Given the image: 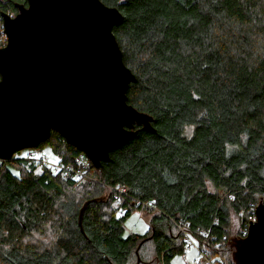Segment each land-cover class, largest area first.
<instances>
[{
	"label": "trees",
	"instance_id": "16d2710c",
	"mask_svg": "<svg viewBox=\"0 0 264 264\" xmlns=\"http://www.w3.org/2000/svg\"><path fill=\"white\" fill-rule=\"evenodd\" d=\"M102 1L124 16L113 32L137 78L128 102L156 131L137 126L90 178L0 159V264H173L181 227L214 264H236L264 200V0ZM20 3L0 0V47ZM40 145L65 164L79 152L57 131ZM137 210L151 226L126 234Z\"/></svg>",
	"mask_w": 264,
	"mask_h": 264
},
{
	"label": "water",
	"instance_id": "95a60500",
	"mask_svg": "<svg viewBox=\"0 0 264 264\" xmlns=\"http://www.w3.org/2000/svg\"><path fill=\"white\" fill-rule=\"evenodd\" d=\"M4 13L0 47V159L37 148L52 131L93 166L139 131H156L153 116L128 102L137 80L113 32L124 16L102 0H27ZM139 126V128H136ZM236 264H264V200L245 237L235 239Z\"/></svg>",
	"mask_w": 264,
	"mask_h": 264
},
{
	"label": "rangeland",
	"instance_id": "374dc122",
	"mask_svg": "<svg viewBox=\"0 0 264 264\" xmlns=\"http://www.w3.org/2000/svg\"><path fill=\"white\" fill-rule=\"evenodd\" d=\"M37 152L38 157H46L48 161L56 163L58 161V156L52 151L50 146H44L41 147L38 146L37 148H34ZM29 148H24L20 151H17L14 155L15 158H24L26 154H28ZM39 167V166H38ZM40 168V167H39ZM233 214V223L232 228L235 231H238L241 227L240 219L238 220V216L236 214ZM153 215L152 212L146 211V210H137L135 211L130 217L127 218L125 221V231L126 234L130 232H138L143 233L148 228H150V220L151 216ZM255 217H251V220H254ZM246 220V219H245ZM249 223V222H248ZM239 239V238H235ZM198 242H196V246H193L191 248H188L185 250L183 254H179L175 256L172 260L173 264H209L208 260H211L207 258V260L201 255L200 253V247L197 246ZM200 249V250H199Z\"/></svg>",
	"mask_w": 264,
	"mask_h": 264
},
{
	"label": "built area",
	"instance_id": "2783aa9c",
	"mask_svg": "<svg viewBox=\"0 0 264 264\" xmlns=\"http://www.w3.org/2000/svg\"><path fill=\"white\" fill-rule=\"evenodd\" d=\"M24 158L27 160L35 161L40 168H49L51 171L55 173L64 171V173L65 172L70 173L78 178H90L91 177L89 171H90V168L93 166V164L91 160L82 151H79L74 156L72 164H65L64 162H62V160L59 157L56 163L48 161L46 157H38L37 152L34 148H29L28 154H26ZM115 189L122 194H128V191H129V188L126 185H119ZM147 205H149L150 207H153L152 203H147ZM250 222L247 223L246 235L248 233V227H249ZM181 229H183L182 234L184 236L185 249L196 246V242H197L196 239L190 233L186 232L184 227H181ZM200 253L207 260V257L204 255L202 250H200ZM208 261H209L208 262L209 264H214L212 261L210 260ZM196 264H200V263H196Z\"/></svg>",
	"mask_w": 264,
	"mask_h": 264
}]
</instances>
